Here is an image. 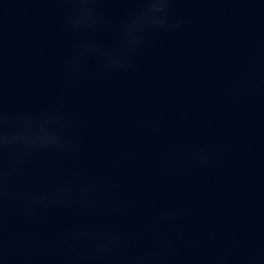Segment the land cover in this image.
Here are the masks:
<instances>
[{"label": "water", "instance_id": "95a60500", "mask_svg": "<svg viewBox=\"0 0 264 264\" xmlns=\"http://www.w3.org/2000/svg\"><path fill=\"white\" fill-rule=\"evenodd\" d=\"M166 3L0 0V264H264V0Z\"/></svg>", "mask_w": 264, "mask_h": 264}, {"label": "clouds", "instance_id": "9594fccd", "mask_svg": "<svg viewBox=\"0 0 264 264\" xmlns=\"http://www.w3.org/2000/svg\"><path fill=\"white\" fill-rule=\"evenodd\" d=\"M166 6V0H144L142 16L131 22L132 27H165L166 21L162 13ZM10 141H14L12 137L4 138V142Z\"/></svg>", "mask_w": 264, "mask_h": 264}]
</instances>
